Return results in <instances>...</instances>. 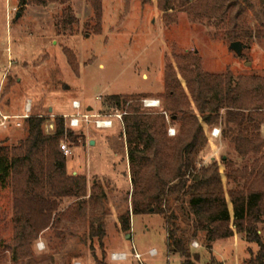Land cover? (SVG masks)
<instances>
[{
  "label": "rangeland",
  "instance_id": "374dc122",
  "mask_svg": "<svg viewBox=\"0 0 264 264\" xmlns=\"http://www.w3.org/2000/svg\"><path fill=\"white\" fill-rule=\"evenodd\" d=\"M229 1L231 8L224 14L222 0L210 2L215 16L210 23L199 24L191 23L180 11L169 12L163 17L159 0H102L101 30L97 33L94 12L87 0L71 1L72 16L78 21L72 27L63 24L62 5L39 7L27 0H0V147L25 140V119L31 116L47 119L44 132L53 133L55 118L75 113L72 101L83 107H93L94 115L122 113L110 108L105 101L112 95L146 96L138 101L142 111L164 113L169 123V114L162 112L161 96L165 92V65L171 63L177 71L174 55L197 54L203 72L230 73L234 82L240 77H264V0ZM233 4L236 5L234 11ZM238 12L242 30L260 33L243 44L246 49L242 56L229 49L230 14ZM169 19H176V23L166 25ZM64 50L74 56L73 66ZM177 74L189 97L186 83L178 71ZM145 99L160 101V108L144 109ZM191 106L194 110L192 102ZM6 115L11 119L3 122L2 117ZM204 128L208 139L211 129ZM122 130L117 119L114 127L108 130L95 129L93 124H88L72 131L73 141L76 136H83L77 143H71L67 137L60 142V146L66 144L70 149L71 154L66 156L68 174L83 175L89 189L98 183L105 192L103 247L98 239L89 236L91 217L71 218L69 211L70 219L36 236L30 249L31 258L15 260V194L12 188H3L0 189V264H96L97 261L104 264H181L178 257L167 254L164 223L158 216H133L130 231L119 230L117 218L130 209L128 195L132 190L128 152L120 135ZM262 136L264 138V131ZM221 137L214 139L212 144L208 142L205 159L216 160L227 192L229 187L221 159L228 157L235 166L244 168L251 166L254 157L242 160L232 145ZM92 142L96 145H91ZM73 171L77 175H73ZM226 199L232 216L230 200ZM62 203L60 210L63 212L73 204L71 200ZM196 243L198 248L191 246L199 255V261L194 264H209L211 259L216 263L246 264L250 249L254 253L258 250L237 234L232 240L216 241L212 251L201 241ZM118 244L122 248L128 246L130 260L126 263L110 261L111 255L119 250ZM132 246L142 256L140 261L132 257ZM151 249L159 254L149 255Z\"/></svg>",
  "mask_w": 264,
  "mask_h": 264
},
{
  "label": "trees",
  "instance_id": "16d2710c",
  "mask_svg": "<svg viewBox=\"0 0 264 264\" xmlns=\"http://www.w3.org/2000/svg\"><path fill=\"white\" fill-rule=\"evenodd\" d=\"M27 1L39 7L62 5L64 26L72 27L78 22L72 16V0ZM101 1L87 0L94 12L97 33L102 23ZM215 1L219 0H159V10L163 17L180 11L191 23L204 24L215 16L214 6H209ZM222 1L224 14L231 4L229 0ZM235 6L232 5V11ZM230 15L231 43H249L260 36L259 32L241 29L240 12ZM172 23L176 19L165 22ZM64 52L73 66L74 56L68 50ZM173 60L190 98L179 82L177 71L167 63L161 99L162 112L169 114V123L164 114L142 111L138 101L146 96L112 95L105 100L110 108L124 113L120 135L128 152L132 190L128 195L130 209L117 218L121 230L130 231L131 216H158L164 223L165 249L169 255L178 257L181 264L199 261V255L191 250L193 242L201 241L212 251L216 241L232 240L237 234L258 249L255 253L250 249L246 264H264V77H240L234 82L230 73H205L194 53L174 55ZM25 121L27 138L0 147V189L12 188L15 194V260L31 258L30 249L36 236L70 219L69 211L71 218L91 217L89 236L98 239L103 247L105 192L98 183L89 189L83 175H69L67 157L60 150L63 137L77 143L83 136H76L73 141V130L66 129L63 118L54 119L55 131L51 134L44 132L47 119L31 116ZM203 125L209 129L220 127L222 141H228L242 160L254 157L251 166L244 168L235 166L228 157L221 159L227 192L216 160L205 159L208 139ZM169 126L176 131L173 138L167 134ZM64 200L73 204L63 212L60 209ZM209 264L223 263L211 259Z\"/></svg>",
  "mask_w": 264,
  "mask_h": 264
},
{
  "label": "built area",
  "instance_id": "2783aa9c",
  "mask_svg": "<svg viewBox=\"0 0 264 264\" xmlns=\"http://www.w3.org/2000/svg\"><path fill=\"white\" fill-rule=\"evenodd\" d=\"M72 107L73 109L76 111V113L74 115H69V116H63L62 118L64 120H66V125L67 128L70 130H78L82 125H88V124H93V126L95 127V129H101V130H108V129H112L114 127V120H120L121 124H122V116L124 115V113H119L116 112L112 115H108V116H103V115H93L89 112H85L82 111L81 112V103H78L77 101L72 102ZM161 106V102L158 100H154V99H145L143 100V108L144 109H149V110H157L159 109ZM164 114V113H163ZM165 115V114H164ZM3 122L6 121V118L2 117ZM3 122L1 125H3ZM264 131V129H263ZM208 142L209 144H212V142L214 141V139H218L219 137H221V132L220 129L217 127H214L213 129H211L210 131H208ZM167 134L170 137H175V130L173 128H169L167 130ZM60 150L65 153L66 156L70 155V149L68 148V146L66 144H63L60 146ZM191 246L193 248H198V245L196 242H193L191 244ZM149 255L151 256H156L157 252L154 249L149 250ZM136 260L140 261L141 260V255L138 253L133 254V256ZM127 256L125 254L122 253H116V254H112L111 255V260L116 262V261H123L126 260Z\"/></svg>",
  "mask_w": 264,
  "mask_h": 264
},
{
  "label": "crops",
  "instance_id": "0c3cea01",
  "mask_svg": "<svg viewBox=\"0 0 264 264\" xmlns=\"http://www.w3.org/2000/svg\"><path fill=\"white\" fill-rule=\"evenodd\" d=\"M72 102H74V101H72ZM71 102V103H72ZM73 104V103H72ZM81 106H82V104H81ZM72 111L73 112H75L76 113V111L73 109V107H72ZM82 111H85V112H89V113H91V114H93L94 115V113H95V109L93 108V107H91V106H89V105H87L86 107H83L82 106V108H81V112ZM75 113H73V114H65V115H67V116H69V115H74ZM97 114V113H96ZM64 116V115H63ZM4 118H6L7 120H8V118L9 119H11L10 118V116H8V115H6V116H3ZM82 127H83V125H82ZM204 127H206V126H204ZM203 127V129H206V128H204ZM205 131V130H204ZM88 141H90V140H88ZM92 145H96V143L95 142H93V144ZM73 175H77V173L76 172H71ZM133 216H131V218H132ZM119 219H117V224H118V226H119V230L121 231V227H120V223H119V221H118ZM131 222H133V218L131 219ZM166 238V237H165ZM131 239H132V236H131ZM119 245V244H118ZM126 250H128V246H126V247H124V248H122V245H119V250H117L116 252L117 253H125V255L127 256V259L126 260H123V261H116V262H123V263H126V262H128L130 259H128V254H130L129 252H127ZM155 250V249H154ZM131 252H132V254L131 255H133V253L135 252V253H138V252H136V250H135V248H134V246H132V248H131V250H130ZM156 251V250H155ZM157 252V255L159 254L158 253V251H156ZM127 253V254H126ZM139 254V253H138ZM167 254H168V252H167ZM156 255V256H157ZM174 258H177L176 256H173ZM110 261L111 262H113V263H116V262H114V261H112L111 259H110Z\"/></svg>",
  "mask_w": 264,
  "mask_h": 264
},
{
  "label": "water",
  "instance_id": "95a60500",
  "mask_svg": "<svg viewBox=\"0 0 264 264\" xmlns=\"http://www.w3.org/2000/svg\"><path fill=\"white\" fill-rule=\"evenodd\" d=\"M246 46H244L243 44H241L240 42H232L229 45V49L233 52H235L238 56H242L243 51L246 49ZM93 144V142L91 143V145Z\"/></svg>",
  "mask_w": 264,
  "mask_h": 264
}]
</instances>
